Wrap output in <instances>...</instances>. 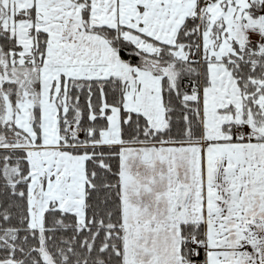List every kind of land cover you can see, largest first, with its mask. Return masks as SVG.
<instances>
[{
    "label": "snow or ice",
    "instance_id": "snow-or-ice-1",
    "mask_svg": "<svg viewBox=\"0 0 264 264\" xmlns=\"http://www.w3.org/2000/svg\"><path fill=\"white\" fill-rule=\"evenodd\" d=\"M0 264H264V0H0Z\"/></svg>",
    "mask_w": 264,
    "mask_h": 264
}]
</instances>
